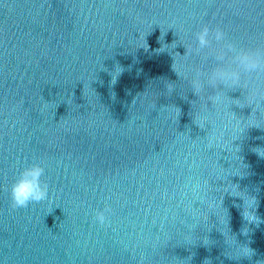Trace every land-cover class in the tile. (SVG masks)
Listing matches in <instances>:
<instances>
[{
	"label": "water",
	"instance_id": "1",
	"mask_svg": "<svg viewBox=\"0 0 264 264\" xmlns=\"http://www.w3.org/2000/svg\"><path fill=\"white\" fill-rule=\"evenodd\" d=\"M0 264H264V0H0Z\"/></svg>",
	"mask_w": 264,
	"mask_h": 264
},
{
	"label": "clouds",
	"instance_id": "2",
	"mask_svg": "<svg viewBox=\"0 0 264 264\" xmlns=\"http://www.w3.org/2000/svg\"><path fill=\"white\" fill-rule=\"evenodd\" d=\"M209 29L204 28L199 34V41L201 46L207 44ZM223 32L217 31L216 38L222 39ZM242 62L245 63L250 68H255L256 63H249V57H242ZM120 73H117L113 77V81H116ZM207 117H201L200 124L203 126ZM45 170L40 166H32L21 172L19 179H17L11 187V199L14 208L27 207L32 202H40L47 198V189L42 187L40 183V178L44 175ZM252 219H255L253 217ZM101 222H103V216L100 217Z\"/></svg>",
	"mask_w": 264,
	"mask_h": 264
}]
</instances>
